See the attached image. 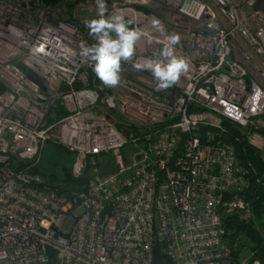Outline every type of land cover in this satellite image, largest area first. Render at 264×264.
I'll return each instance as SVG.
<instances>
[{
    "label": "built area",
    "instance_id": "1",
    "mask_svg": "<svg viewBox=\"0 0 264 264\" xmlns=\"http://www.w3.org/2000/svg\"><path fill=\"white\" fill-rule=\"evenodd\" d=\"M107 5L133 27L155 17L178 33L189 71L157 91L126 63L106 88L79 55L95 42L84 23L95 0H0V264H49V252L54 264H152L156 243L174 264H257L250 252L233 261L224 239L222 213L263 237L264 219L222 120L248 128L264 156V0ZM159 47L141 41L137 58ZM47 142L74 155V177L88 168L80 201L32 171ZM102 154L113 171L102 173Z\"/></svg>",
    "mask_w": 264,
    "mask_h": 264
},
{
    "label": "clouds",
    "instance_id": "2",
    "mask_svg": "<svg viewBox=\"0 0 264 264\" xmlns=\"http://www.w3.org/2000/svg\"><path fill=\"white\" fill-rule=\"evenodd\" d=\"M95 4L97 18L84 22L95 42L81 41L79 55L90 64L104 87L116 88L122 83V65L126 63L136 72L150 73L157 91L171 88L189 71L188 61L177 55L181 36L169 33L159 18H152L150 29H142L131 26L132 21L123 14L109 13L107 0H95ZM141 41L160 47L150 56L137 58Z\"/></svg>",
    "mask_w": 264,
    "mask_h": 264
},
{
    "label": "trees",
    "instance_id": "3",
    "mask_svg": "<svg viewBox=\"0 0 264 264\" xmlns=\"http://www.w3.org/2000/svg\"><path fill=\"white\" fill-rule=\"evenodd\" d=\"M70 11V8H69ZM55 117L65 115V111L56 104L53 109ZM222 126L225 131L222 134L223 139L230 143L240 165L247 170L248 187L245 190L246 198L250 201L256 220L264 219V156L263 153L248 143L246 134L248 128L228 120H222ZM102 173L114 170L111 156L102 154L99 162ZM40 173L37 166L32 170ZM88 168L79 176L74 177L70 168H63L62 175L43 176L45 182L43 186L53 190L58 194H63L72 199L81 200L88 183ZM262 224V222H261ZM221 225L225 230L224 239L230 246L231 259L237 260L244 253H252V260H257L259 264H264V237L255 224V221L244 222L236 215L221 214ZM264 225V224H263ZM50 262L54 264L53 253L49 252ZM152 264H174L170 257L164 251L162 243H156L153 248Z\"/></svg>",
    "mask_w": 264,
    "mask_h": 264
},
{
    "label": "rangeland",
    "instance_id": "4",
    "mask_svg": "<svg viewBox=\"0 0 264 264\" xmlns=\"http://www.w3.org/2000/svg\"><path fill=\"white\" fill-rule=\"evenodd\" d=\"M127 148L123 152H127ZM74 162V155L68 152L64 147L53 142H47L40 152L38 167L42 176H57L62 175L63 168H70ZM248 252L244 253L245 255ZM244 256V255H242ZM241 256V257H242ZM240 257V258H241ZM239 258V259H240ZM234 260V261H238Z\"/></svg>",
    "mask_w": 264,
    "mask_h": 264
},
{
    "label": "water",
    "instance_id": "5",
    "mask_svg": "<svg viewBox=\"0 0 264 264\" xmlns=\"http://www.w3.org/2000/svg\"><path fill=\"white\" fill-rule=\"evenodd\" d=\"M261 8L264 10V5H263V6H261Z\"/></svg>",
    "mask_w": 264,
    "mask_h": 264
}]
</instances>
